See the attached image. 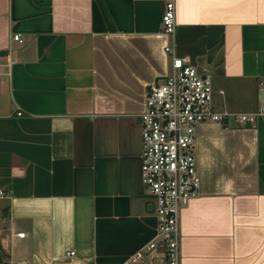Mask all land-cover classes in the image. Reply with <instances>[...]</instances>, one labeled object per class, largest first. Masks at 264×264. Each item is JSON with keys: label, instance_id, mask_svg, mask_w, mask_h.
Returning <instances> with one entry per match:
<instances>
[{"label": "crops", "instance_id": "1", "mask_svg": "<svg viewBox=\"0 0 264 264\" xmlns=\"http://www.w3.org/2000/svg\"><path fill=\"white\" fill-rule=\"evenodd\" d=\"M164 1L0 0V264H119L152 238L138 114L165 44L254 114L196 125L179 264H264V0H174L171 35Z\"/></svg>", "mask_w": 264, "mask_h": 264}, {"label": "built area", "instance_id": "2", "mask_svg": "<svg viewBox=\"0 0 264 264\" xmlns=\"http://www.w3.org/2000/svg\"><path fill=\"white\" fill-rule=\"evenodd\" d=\"M160 24L164 35L172 34L174 0L164 1ZM12 38L20 41L17 35ZM163 51L169 54L167 71L147 85L138 114L140 183L150 198L154 233L119 264H179V213L198 194L200 183L195 164L196 125L254 119L253 113L214 108L211 77L199 72L187 56L175 55L166 44ZM14 235L22 238L24 232Z\"/></svg>", "mask_w": 264, "mask_h": 264}, {"label": "water", "instance_id": "3", "mask_svg": "<svg viewBox=\"0 0 264 264\" xmlns=\"http://www.w3.org/2000/svg\"><path fill=\"white\" fill-rule=\"evenodd\" d=\"M263 92V89H260L259 93H258V98L261 99V94Z\"/></svg>", "mask_w": 264, "mask_h": 264}]
</instances>
